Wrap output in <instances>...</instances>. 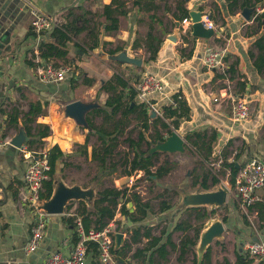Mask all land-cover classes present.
<instances>
[{"label": "crops", "instance_id": "0c3cea01", "mask_svg": "<svg viewBox=\"0 0 264 264\" xmlns=\"http://www.w3.org/2000/svg\"><path fill=\"white\" fill-rule=\"evenodd\" d=\"M24 1L0 0V128L4 135L13 138L12 147L0 149V264H43L54 253L68 255L77 238L74 221L79 201H70L62 215L46 219L44 235L37 250L29 255L24 253L31 235L33 217L27 211H20L17 206L26 169V162L17 147L25 143L27 138L22 115L17 116V123L13 125L8 115L14 109L27 113L29 103L46 104V113L36 118V124L47 125L51 129L50 135L36 151L47 153L57 146L63 155L55 165L53 190L56 182H62L69 188H90L83 187L79 182L71 183L64 175L69 170L83 167L85 162L92 163V136L87 148H83L90 131L84 119L88 112L97 108V100L105 104L108 94L100 89L114 74H121L132 89L138 80L134 79L130 83L128 78L132 74H151L161 78L165 85L164 93L150 98L160 110L173 104L175 94L181 95L190 113L188 119L179 120L175 131L185 141V146L188 145L186 137L189 135L216 133L211 145L212 154L205 169L212 171L220 183L215 187L208 183V191H213L221 183L231 188L235 186L237 174L232 184L230 170L226 165L234 164L239 171L251 158L264 163V66L261 71L258 70V65L264 61V24L254 22L255 16L264 12V0L245 8L240 7L244 0H238L232 11L229 8L230 0H183L168 11L161 8L163 18L157 13L160 7L155 10L151 6L145 7V0H141L139 5H134V0H28L50 17L55 27L73 23L77 29H81L79 34H73L66 57L77 72V84L73 88L68 81L59 84H43L38 81L35 66L30 65V55L36 40L26 39L31 30V18ZM155 3L158 5L160 1ZM110 5L118 14L119 29L114 34L102 35L101 26L106 23L103 8ZM183 9L188 12V16L192 12L200 13L201 19L211 21L215 26L214 35L209 39H199L191 35L192 26L190 32L186 27L183 29L182 21L191 20L190 16L185 18ZM154 13L160 23L149 19V15ZM149 27L162 41L154 62L148 61L149 56L144 48ZM46 39L48 41V38L42 40ZM103 42L106 44L103 45ZM94 43L99 46L91 48ZM135 44L139 46L134 48ZM116 49L118 51L114 55L109 54V51ZM208 49L223 52L227 66L233 60H238L233 80L224 77L219 70L207 71L204 68L202 58ZM110 57L117 58L119 63L109 61ZM51 61L56 65L62 64L58 59ZM85 79L90 80V84H86ZM227 80L233 87V94L250 105L251 116L244 122L232 118L230 101L223 92ZM72 104L74 108L68 109ZM163 135L168 137L167 134ZM189 149L199 158L196 148ZM129 179L125 177L115 181L122 186ZM164 189L181 191L180 201L168 203L170 209L164 212L159 210L158 213L153 211L151 205L152 212L139 223L133 224L121 217L119 208L123 201H120L112 221L115 226L123 225L125 231L116 230V233L124 235L125 243L130 238L127 229L149 226L152 228V236L161 239L160 245L165 243L169 235L175 245L173 250L167 246L165 262L154 253L155 264H193L194 254L199 264V239L195 246L189 247L183 261L180 260L179 243L186 234L194 239L193 228L188 232L174 229L181 222H188L196 228L201 225L194 221L193 216L188 217L186 210L189 208L180 211L176 209L184 193L205 191L199 186L191 187L190 175ZM238 201L232 189L226 203L216 208L215 215L208 220L221 221L224 226L222 237L213 240L208 246L211 264H264L249 258L244 250L245 243L253 239L264 243V187L256 192V201L252 207L253 224L240 212ZM86 207L93 211L92 207ZM126 207L130 212L135 210L131 203ZM206 209L211 210L209 207ZM155 226H158V230H155ZM147 242L143 238L141 243L131 245L123 264H142L144 257L147 260L149 251L143 252L141 257H132L137 249L142 251ZM87 264H98L92 249L88 252Z\"/></svg>", "mask_w": 264, "mask_h": 264}, {"label": "trees", "instance_id": "16d2710c", "mask_svg": "<svg viewBox=\"0 0 264 264\" xmlns=\"http://www.w3.org/2000/svg\"><path fill=\"white\" fill-rule=\"evenodd\" d=\"M140 1L141 0H134V5H139ZM145 1V7L151 6L155 10L159 8L155 2L162 0ZM237 1L238 0H230L229 8L231 11L233 10V7L237 5ZM250 6L251 2L249 0H244L240 4L241 8ZM182 13L185 18L189 17L186 10L183 9ZM103 15L106 23L101 26V34H114L119 29L117 12L111 9L110 5L103 8ZM149 19L160 23L156 13L149 15ZM180 20L182 21V19ZM254 22L264 24L262 23L264 22V12L262 14H257L254 18ZM80 32L81 29H77L73 23L56 27L54 26V28L47 33L46 38H48V41L47 39L41 40L38 46L41 59H58L62 62V64H70V62L66 59L69 53V45L72 44L73 34L77 35ZM92 36L95 37L93 33ZM26 39L36 40V33L31 29ZM262 40L264 41V39ZM161 42L160 37L153 33V28L149 27L146 39L144 40V48L149 56L148 61H155ZM102 44L104 45L106 43L103 42ZM98 46L99 44L94 43L91 48H97ZM138 46L139 45L135 44L133 47L136 48ZM117 51L118 49L109 51V54L114 55ZM259 59H262V57ZM30 65L34 66L32 62H30ZM237 66V59L229 63L224 77H227L229 80H233L237 72ZM263 66L264 61H261V64L258 65V70L261 71ZM76 80L77 79L74 74H71L63 82L68 81L69 85L73 88L77 84ZM84 82L86 84H90V80L88 79H85ZM100 91L107 93L108 98L103 107L94 108L86 114V126L90 129V131L83 148H87L90 142V137L94 134L97 137V143L92 145L91 160L96 163L100 173L110 177L116 175V177L112 180L113 183L117 179L123 177L130 178L142 173L143 175L133 182L131 189H134L136 185L142 181H148L152 186H155L157 184V180L167 175L171 169L167 168L166 163L158 168H155L154 159L160 153L157 152L152 155H147V152L140 151L141 147L143 144H146L149 150L152 145L165 141L163 134H167L169 136L172 131L177 130L179 120L183 118L188 119L189 117L190 109L187 103L180 98V94H175L172 98L173 104L165 106L162 109L164 113L163 119L160 117L150 119L145 106L139 103L136 97V92L131 86H129L128 82L121 74H114L110 80L102 85ZM45 106L46 104L42 106L39 102L29 103V110L27 113H21L20 111L14 109L12 110V113L8 115L9 122L12 125L17 123V116L22 115L24 119L23 130L27 138L25 144L29 150L36 151L42 146L43 140L51 133L49 126L36 124V118L38 116L45 115ZM133 115L135 116L134 120L137 122V126L139 127L136 139L129 136L124 137L127 129L129 128L130 117ZM95 118H101V125L95 124ZM149 122L151 123L149 124ZM149 131L152 132V134H149ZM122 138H124L123 142L127 144L128 152L123 153L118 160H115ZM215 138V132L194 133L186 137L188 145H186L185 148H196L197 154L203 164L198 173L197 170L194 169L190 174L192 188L199 186L203 191H208V183L211 187H215L220 183L218 177L212 174V171L207 170L204 167L205 164L209 163L208 158L212 154L211 145ZM46 154L48 164L50 166V180L44 182L42 185L43 190L39 194V198L41 200H48L51 197L53 192L52 184L55 165L56 162L63 156L57 146H54ZM226 166L230 170V182L233 184L234 178L238 173V169L235 168L234 164H228ZM120 201H123L119 208L121 217L127 218L133 224L142 222L147 215L152 212L150 202L144 201L138 192H131L130 187L125 184L120 188H116L113 185L111 188H105L99 192L98 198L94 201L93 211H89L84 202L79 201L75 216L81 219L85 231H88L89 229L102 230L114 219ZM128 203H131L134 206L135 210L133 212H130L127 209L126 205ZM168 209H170L168 203L161 202L160 211L164 212ZM186 213H188V217L193 216L194 221L196 223H200L201 225L196 228L189 225L188 222H181L175 227L174 230H182L186 232L192 228L194 230L193 240L186 234L179 243L181 255L180 260L182 261L185 254L188 252L187 250L189 247L196 245L200 232L203 229V225L213 215H215L216 210L207 211L205 207H200V209L189 208L186 210ZM126 231L130 234L129 242H125L117 251H113V255L117 261H123L127 252L131 250V245L141 243L143 238L148 240L143 250L139 251L137 249L132 255L133 258H137L143 256V252L149 251L150 256L147 260L144 257L142 264H155L153 261L154 253H157L165 262L168 255L167 246L172 250L175 249V245L171 240V235L167 237L164 244L160 245L161 239L152 236V228L149 226H138L127 229ZM74 242H77V238ZM90 249H92L96 254L95 244H90L89 251ZM193 264H197L195 254ZM201 264H211L209 249L204 253Z\"/></svg>", "mask_w": 264, "mask_h": 264}, {"label": "built area", "instance_id": "2783aa9c", "mask_svg": "<svg viewBox=\"0 0 264 264\" xmlns=\"http://www.w3.org/2000/svg\"><path fill=\"white\" fill-rule=\"evenodd\" d=\"M28 7L30 14V26L36 33V44L31 52L30 61L35 66V75L40 83L43 84H59L62 83L69 75L75 71L72 64H54L51 60H44L40 57L38 46L47 33L54 28V22L50 17L44 14L37 6L28 0L24 1ZM205 29L214 31V24L207 18L201 19ZM183 29L190 32L192 22L190 19L182 21ZM202 65L207 71L219 70L225 73L227 69L224 61V53L221 51L208 49L202 58ZM136 97L140 104H143L147 113L154 114L155 117L163 119V111L156 108L152 103L151 97L163 94L165 85L161 78L144 74L139 77L133 84ZM225 98L230 101L232 118L238 122H244L251 116L250 105L247 101L237 98L233 94V87L229 80L226 81L223 89ZM13 138L4 135L0 128V149L12 147ZM20 156L26 162V169L23 175V185L18 193L17 206L20 211H27L33 217V226L31 235L24 248L25 255H29L37 250L43 238L46 228V219L50 216L43 211L38 210L37 206L42 201L39 198L42 192L44 182L50 180V166L47 160V154L43 151L29 150L25 143L17 147ZM228 192L234 190L238 202L239 210L246 219L253 224L252 207L256 201V192L264 187V163L256 158L249 159L238 171L235 186L231 188L226 185ZM114 221L102 230L89 229L84 230L81 219L77 217L74 221V233L77 242L72 246L68 255L59 252L48 256L43 264H87L88 252L90 244L96 246V256L98 264H117V260L113 255L114 251V234L116 233ZM244 250L248 257L264 263V243L257 241H249L245 243Z\"/></svg>", "mask_w": 264, "mask_h": 264}, {"label": "rangeland", "instance_id": "374dc122", "mask_svg": "<svg viewBox=\"0 0 264 264\" xmlns=\"http://www.w3.org/2000/svg\"><path fill=\"white\" fill-rule=\"evenodd\" d=\"M181 1L183 0H162L160 1V3L158 4L160 7V11H157L158 15L161 16L163 14L161 8H164L165 11H168L172 7H177V5L181 3ZM258 1L260 0H251L250 2L252 5H256ZM161 17L163 18V16ZM109 61L119 63L117 58L115 57H110ZM224 61H225V58H224ZM226 67H227V63H226ZM226 70H225V73H222V75H226ZM140 76H142V73L132 74V76L131 77L129 76L128 79L130 83H132L134 79H139ZM95 106L103 107V104L99 100H97ZM134 118H135L134 115L130 117L129 128L127 129L126 135L124 137L129 136L133 139L137 138L139 127L137 126V122L134 120ZM150 119L152 118L150 117ZM95 123L98 125H101V118H95ZM150 123L151 122H149V124ZM149 134H152V132L149 131ZM123 139L124 138L121 139V145L119 146L117 150L115 160H118L123 153L128 152L127 144L123 142L124 141ZM91 142L94 144L97 143V137L94 134L91 137ZM140 151L148 152V148L146 144L142 145ZM154 162H155V168H158L162 166L164 163H166L167 168L171 169L167 175L157 180L156 182L157 184L155 186H152L151 183L148 181H142L138 185H136L134 189H131L133 182L137 178L141 177L143 175L142 173H139L135 175L134 177H130L129 181H127L125 184H127L130 187L131 192L136 191L140 194L141 198L144 201L148 200L152 205L153 211H155V213H158L160 210V203L162 201L169 203V204L180 201L179 196H180L181 191L179 190L175 192L169 191L168 189H164V187L169 186L170 188L174 183L178 181H183L184 179H186L187 176L189 177V175L194 169L197 170V173H198L200 169L202 168L203 164L202 162L199 161V158H197L190 149H186V148L181 153H174V154L160 153L154 159ZM204 167L207 168L208 166L205 164ZM120 168L123 169L122 167ZM64 177L68 178L71 183L79 182L85 188L89 186L90 189H88V191H91L96 199L98 198L99 192H101L105 188H111L113 185L116 188L121 187L120 185L116 184V181H114V183L112 182L113 178L116 177V175L110 177V176L100 173L98 171L96 163L94 162H92L91 164L85 162V165L83 167L69 170L67 174L64 175ZM130 207L132 206L130 205ZM116 228H117V231L119 232L125 231L123 225L121 224H118ZM155 230H158V226H155Z\"/></svg>", "mask_w": 264, "mask_h": 264}, {"label": "water", "instance_id": "95a60500", "mask_svg": "<svg viewBox=\"0 0 264 264\" xmlns=\"http://www.w3.org/2000/svg\"><path fill=\"white\" fill-rule=\"evenodd\" d=\"M189 16L192 22L191 35L193 37L199 39H209L214 35L213 30L204 28V25L201 22L202 16L200 13L192 12ZM67 108L73 109L74 105H69ZM150 117L154 118V114H150ZM84 123L86 125V121ZM184 149L185 141L178 135L176 131H172L170 135L165 138L164 142H159L155 145H152L149 148L147 155H152L157 152L168 154L181 153L184 151ZM235 167L238 169V166L235 165ZM55 185L56 187L54 188L51 197L48 200H42L37 206L38 210L43 211L48 216L62 215L66 209V205L70 201H82L93 209L96 198L91 191H88V189L83 190L78 186L69 188L66 187L62 182H56ZM228 195L229 192L223 183L217 186L213 191H205L193 194L184 193L182 195V201L178 205L176 211H180L185 208L196 207H209L211 209L210 211L216 210V208H219L226 203V198ZM223 233L224 226L221 221H208L205 224L203 232L200 233L201 235L199 237V245L197 249L199 264H201L204 253L207 251L208 246L213 242V240L222 237ZM253 241L255 242L257 239H253ZM123 244L124 235L122 233L114 234V251H117L123 246ZM117 264H123V262L118 261Z\"/></svg>", "mask_w": 264, "mask_h": 264}]
</instances>
